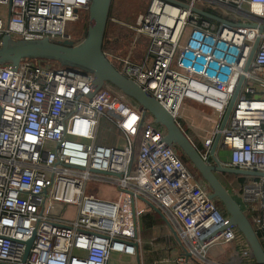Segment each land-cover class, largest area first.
I'll use <instances>...</instances> for the list:
<instances>
[{
	"label": "built area",
	"instance_id": "1",
	"mask_svg": "<svg viewBox=\"0 0 264 264\" xmlns=\"http://www.w3.org/2000/svg\"><path fill=\"white\" fill-rule=\"evenodd\" d=\"M174 1L151 0L125 52L105 48V34L104 55L168 111L204 162L264 173V0ZM89 3L0 0V44L6 34L76 42L68 28ZM140 38L147 46L137 62ZM92 91L93 75L75 67L0 66V264L140 261L141 217L154 208L178 263L259 264L207 184L164 143L163 128L111 84ZM220 175L264 251V176ZM99 184L116 195L88 192ZM66 205L75 207L71 219L60 216ZM214 246L221 251L211 255Z\"/></svg>",
	"mask_w": 264,
	"mask_h": 264
},
{
	"label": "water",
	"instance_id": "2",
	"mask_svg": "<svg viewBox=\"0 0 264 264\" xmlns=\"http://www.w3.org/2000/svg\"><path fill=\"white\" fill-rule=\"evenodd\" d=\"M111 1L90 0L86 31L79 42L50 40L47 37L13 39L8 34L4 35L0 44V66L10 65L11 68L16 69L18 63L25 59L57 62L62 66L75 67L82 73H91L93 75L92 92L98 90L104 82H107L136 102L141 107L143 114L151 115L153 122L163 128L165 132L163 136L164 143L176 147L189 160L209 187L210 197L220 201L223 205L225 212L228 214V225L235 227L242 234L253 253L255 261L264 264V251L251 224L217 176L220 173L264 176V173L226 168L219 164L210 165L204 162L187 137L175 125L168 111L148 92L121 73L104 55L103 41ZM164 1L176 2L174 0ZM193 10L212 20L222 21L210 13L196 8ZM263 29L264 25H260L259 31L261 32ZM257 43L258 38L255 39L249 51L245 69L253 56ZM233 99L234 97L231 98L225 116L229 113ZM154 211L160 214L158 209L154 208ZM30 242L31 240L26 242L24 256L27 254ZM137 264H140L139 259H137Z\"/></svg>",
	"mask_w": 264,
	"mask_h": 264
},
{
	"label": "rangeland",
	"instance_id": "3",
	"mask_svg": "<svg viewBox=\"0 0 264 264\" xmlns=\"http://www.w3.org/2000/svg\"><path fill=\"white\" fill-rule=\"evenodd\" d=\"M150 0H112L111 6L109 10V16L110 18H113L112 21L108 19V27L106 30V37H117V43L109 44V41L106 39V47H112L120 52H125L128 50L130 42L133 37V30L131 26H134L138 20V17L140 14H142L145 9L147 8V5L149 4ZM6 16V6L0 4V17L5 18ZM88 22V12L83 13V20L77 21L76 23L70 24L69 31L73 33V35L76 38H81V29L87 25ZM105 37V38H106ZM18 39V38H15ZM147 46V40L144 38H140L137 40L136 44L133 46L131 51V57L134 61H141V58L144 55L145 49ZM48 62L47 60H44ZM56 66H62L59 65L57 62L55 63ZM117 69L120 68L119 64L115 65ZM128 99L135 105H137L140 109L141 107L134 102L132 99L128 97ZM147 121L152 122L153 118L151 115H146ZM138 148V143L136 145V151ZM220 157H226L227 150H221L219 153ZM181 159L183 160L187 170L190 172V174L193 176L194 179H198L200 176L196 169L192 166V164L189 162V160L184 156L183 153H181ZM238 174H235L237 176ZM219 180L222 182L225 189H227V186L225 183H223V178L220 174H217ZM91 194L97 195L103 199L111 198L112 196L116 195V191L108 186L105 185H92L88 191ZM222 206V205H221ZM153 212H148L146 214L152 215ZM75 214V207L71 205H66L62 208L60 212V216L63 219H71L74 217ZM145 215V214H144ZM143 215V216H144ZM143 216L141 219H143ZM157 227H153V229H147L143 232L144 237L154 238L157 235V230H160L159 234L167 233L169 230L163 225L161 219H159L157 222ZM162 231V232H161ZM142 238V233H140ZM160 238L164 241L163 235L160 236ZM157 239V237H155ZM221 249L219 246H214L211 248V255H215V253H220ZM115 264H134L135 262L133 259L129 258L121 259V260H115ZM125 262V263H124Z\"/></svg>",
	"mask_w": 264,
	"mask_h": 264
},
{
	"label": "crops",
	"instance_id": "4",
	"mask_svg": "<svg viewBox=\"0 0 264 264\" xmlns=\"http://www.w3.org/2000/svg\"><path fill=\"white\" fill-rule=\"evenodd\" d=\"M109 44L116 45L117 37H106ZM106 41V40H105ZM105 48L110 50H116L112 47ZM153 227H157V224L152 227H148V225L143 224V219L141 222V233H142V243H141V252H140V264H180L175 258L177 257V245L176 241L173 237L168 236L164 241L160 238L163 235V238L168 233H160V230H157V235L155 237L160 238L158 241L154 242L155 237L147 238L144 237L143 232L147 229H153ZM162 232V231H161ZM145 233V232H144ZM115 260H110L108 264H115ZM125 263V262H124ZM134 264H137L135 262Z\"/></svg>",
	"mask_w": 264,
	"mask_h": 264
},
{
	"label": "trees",
	"instance_id": "5",
	"mask_svg": "<svg viewBox=\"0 0 264 264\" xmlns=\"http://www.w3.org/2000/svg\"><path fill=\"white\" fill-rule=\"evenodd\" d=\"M71 26V25H70ZM69 26V27H70ZM86 27H87V25L85 24V26L83 27V29H81V34H80V37L81 38H76L75 37V40H76V42H79L83 37H84V34H85V31H86ZM69 29V28H68ZM53 62V61H52ZM56 63V62H55ZM158 127H161L160 125H157ZM234 175L235 174H228L227 173V176H229V177H234ZM216 203H217V205L218 206H220V207H222L223 209H224V207H223V205L220 203V201H218V200H216ZM222 205V206H221ZM160 218H159V216L156 214V213H152V215H150V214H145L144 216H143V224H144V226L145 225H148V227H152L153 225H155L156 224V222L159 220ZM241 238V237H240ZM160 238H157V239H154V242H156V241H158ZM242 240H244V238H242Z\"/></svg>",
	"mask_w": 264,
	"mask_h": 264
},
{
	"label": "bare ground",
	"instance_id": "6",
	"mask_svg": "<svg viewBox=\"0 0 264 264\" xmlns=\"http://www.w3.org/2000/svg\"><path fill=\"white\" fill-rule=\"evenodd\" d=\"M150 4H151V0H150V2H149V4H148L149 6H148V5H147V6L150 7Z\"/></svg>",
	"mask_w": 264,
	"mask_h": 264
}]
</instances>
